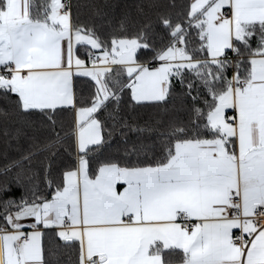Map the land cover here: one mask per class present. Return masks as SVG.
Returning a JSON list of instances; mask_svg holds the SVG:
<instances>
[{
  "label": "snow or ice",
  "instance_id": "6c2138e0",
  "mask_svg": "<svg viewBox=\"0 0 264 264\" xmlns=\"http://www.w3.org/2000/svg\"><path fill=\"white\" fill-rule=\"evenodd\" d=\"M0 145V264H264V0H0Z\"/></svg>",
  "mask_w": 264,
  "mask_h": 264
},
{
  "label": "trees",
  "instance_id": "16d2710c",
  "mask_svg": "<svg viewBox=\"0 0 264 264\" xmlns=\"http://www.w3.org/2000/svg\"><path fill=\"white\" fill-rule=\"evenodd\" d=\"M75 2V0H74ZM81 2H83V0H81ZM127 2H132V0H127ZM0 149H2V145H0ZM45 244H47V238H45Z\"/></svg>",
  "mask_w": 264,
  "mask_h": 264
}]
</instances>
